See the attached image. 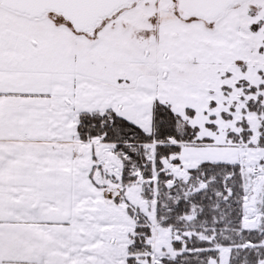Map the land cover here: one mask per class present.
I'll list each match as a JSON object with an SVG mask.
<instances>
[{
    "label": "snow or ice",
    "instance_id": "obj_1",
    "mask_svg": "<svg viewBox=\"0 0 264 264\" xmlns=\"http://www.w3.org/2000/svg\"><path fill=\"white\" fill-rule=\"evenodd\" d=\"M0 264H264V0H0Z\"/></svg>",
    "mask_w": 264,
    "mask_h": 264
}]
</instances>
